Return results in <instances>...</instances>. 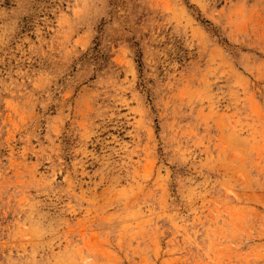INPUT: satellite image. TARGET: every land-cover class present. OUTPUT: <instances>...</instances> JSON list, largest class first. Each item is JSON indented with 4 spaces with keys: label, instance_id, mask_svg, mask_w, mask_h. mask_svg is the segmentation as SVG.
Masks as SVG:
<instances>
[{
    "label": "rangeland",
    "instance_id": "1",
    "mask_svg": "<svg viewBox=\"0 0 264 264\" xmlns=\"http://www.w3.org/2000/svg\"><path fill=\"white\" fill-rule=\"evenodd\" d=\"M0 264H264V0H0Z\"/></svg>",
    "mask_w": 264,
    "mask_h": 264
}]
</instances>
